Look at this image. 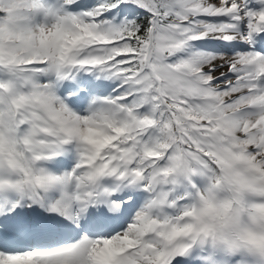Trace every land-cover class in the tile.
I'll return each instance as SVG.
<instances>
[{
  "label": "snow or ice",
  "instance_id": "1",
  "mask_svg": "<svg viewBox=\"0 0 264 264\" xmlns=\"http://www.w3.org/2000/svg\"><path fill=\"white\" fill-rule=\"evenodd\" d=\"M0 264H264V0H0Z\"/></svg>",
  "mask_w": 264,
  "mask_h": 264
}]
</instances>
